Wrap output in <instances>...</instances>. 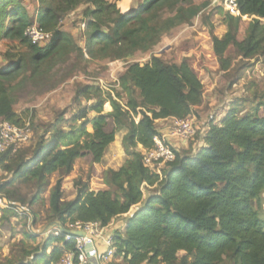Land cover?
<instances>
[{
	"label": "trees",
	"instance_id": "trees-1",
	"mask_svg": "<svg viewBox=\"0 0 264 264\" xmlns=\"http://www.w3.org/2000/svg\"><path fill=\"white\" fill-rule=\"evenodd\" d=\"M120 1L39 0L43 7L34 22L22 0H0V39L24 45L34 64L47 61L68 42V35L57 28L59 15L85 4L88 45L96 47L101 58H111L108 51L115 50L113 58L120 60L155 45L160 33L198 13L197 8H178L174 16L156 21V11L187 0H142L127 13L119 10ZM236 5L240 16L224 14L227 30L221 38L213 35L209 25L211 53L223 72L232 65L231 54L244 60L264 54V23L260 21L264 20V0H236ZM244 16L253 19L245 38L238 41ZM34 23L52 34L42 47L25 37ZM20 63L19 59L0 67V119L15 125L22 122L5 84L21 68ZM74 99L93 103L70 117L68 131L58 128L63 119H57L47 131L49 138L41 137L30 157H25L23 148L0 154V169L12 174L9 181L0 183L7 203H24L9 189L16 181L34 185L37 195L31 203L52 181L46 204L50 218L63 231L66 223L76 222H95L106 228L134 207L112 229L114 264H264V96L242 115L236 102L232 103L218 125H208L197 150L179 154L174 147V161L162 169L161 178L144 167L138 148L153 146L160 132L155 121L192 117L201 105L203 84L188 58L165 63L152 56L146 62L129 64L118 78L114 97L87 85L76 89ZM104 105L111 108L109 113H103ZM89 113L94 115L88 118ZM121 131L126 160L117 170H105L102 187L91 191V168L102 161ZM85 161L87 177L82 178L83 168H79L73 182L75 196L63 201L62 182ZM14 216L15 212L3 209L0 222L7 224ZM23 236L36 239L27 232ZM43 239L42 247L26 252L22 261L2 264H55L74 249V242L62 236Z\"/></svg>",
	"mask_w": 264,
	"mask_h": 264
},
{
	"label": "rangeland",
	"instance_id": "rangeland-1",
	"mask_svg": "<svg viewBox=\"0 0 264 264\" xmlns=\"http://www.w3.org/2000/svg\"><path fill=\"white\" fill-rule=\"evenodd\" d=\"M141 2L142 0H122L117 5L122 13H127L137 8ZM22 4L30 19L35 22L37 13L43 7L42 4L39 0H22ZM87 7L88 5L83 4L59 15L57 28L68 35V42L47 61L34 64L31 61L30 52L24 45L17 41L0 39V67L21 60V68L5 86L12 101L13 110L21 120V124L30 125L32 138L23 148L26 158L30 157L41 137L49 138L47 131L57 119H63L58 128L68 131L70 117L77 113L80 107H88L93 103L85 99L79 101L74 99L78 87L95 86L104 94L110 93L114 97L118 91V78L126 66L146 62L152 56L159 57L165 63L188 58L203 84V101L194 109V115L191 117L194 119L195 127L198 128L195 136L186 142L172 140L179 154L195 151L202 146L204 134L201 131L205 128L204 132H206L211 122L213 125H218L232 103L236 102V109L242 115L250 111L257 102L262 101L264 54L251 60H244L231 54L232 65L230 69L223 72L218 69L211 53L209 25H212V33L218 38H221L227 30L224 24V14L227 12L221 0H187L178 3L175 7L168 5L159 9L155 12L156 21L174 16L178 8L188 10L197 8L198 13L189 21L160 33L155 45L120 60L113 58L115 50L108 51L111 58H101L97 48L88 45V33L85 28L88 19L84 17ZM252 19L253 17H241L237 34L238 41L245 38L246 28ZM260 21L264 23V20ZM105 105L103 113H109L111 108L108 110ZM93 115L89 113L88 118ZM138 120L137 116L135 122ZM155 124L156 128L161 131L169 127L170 120L158 124L155 121ZM87 131L91 132L89 126ZM123 135L124 131L117 133L114 142L106 149L102 161L92 166L89 178L91 191H97L102 187L100 179L105 170H117L126 160L121 148ZM85 163L77 164L72 173L62 182L63 201H70L75 196L76 190L73 182L79 176V168H83L82 178L87 177L89 167L87 161ZM11 178V173L0 169V183L7 182ZM51 184L52 181H50V186L38 194L33 203L31 200L37 195L33 184L16 181L9 188L15 197L23 199L24 203H16L29 209L38 235L35 240L25 238L23 233H26V226L22 219L16 220L10 217L7 224L0 222V264L8 260L22 261L25 259L26 252L42 247L43 238L46 237L41 233L45 234L46 230L58 227L57 222L50 218L46 204ZM144 190L142 189L143 193H145ZM262 209L264 211V204ZM133 211L134 207L127 215L114 219L109 226L112 229L119 227L123 219ZM64 227L71 230L70 223H66ZM50 236L56 237L51 231L47 237ZM55 245L58 244L54 243ZM49 252L50 250L47 251ZM37 264H43V262L38 261ZM109 264H114V261L111 260Z\"/></svg>",
	"mask_w": 264,
	"mask_h": 264
},
{
	"label": "built area",
	"instance_id": "built-area-1",
	"mask_svg": "<svg viewBox=\"0 0 264 264\" xmlns=\"http://www.w3.org/2000/svg\"><path fill=\"white\" fill-rule=\"evenodd\" d=\"M227 13L233 16H240L236 0H221ZM25 37L32 45L44 46L50 41L52 34L46 32L35 23L29 26L25 31ZM194 119L191 117L185 119H170L169 127L165 132L162 130L159 135L153 139V146L150 149L139 147L142 155L143 165L149 171L157 174L161 178L162 169L169 163L174 161L173 139L186 142L193 138L196 134ZM205 128L201 131L205 133ZM32 138L30 125L24 123L15 125L8 121L0 119V154L6 151L12 153L26 147ZM3 209H8L16 213V220L25 221L26 232L31 235H38V231L34 228L32 215L27 207L19 204L7 203L0 194V213ZM71 230L66 231H82L84 236H74L65 233L63 229L57 226L53 229L46 230L47 233L42 236L47 237L50 231L54 236H62L64 241L74 242V249L62 254L59 261L55 264H109L112 260L115 250L113 247L112 235H107L106 228H101L95 222L70 224Z\"/></svg>",
	"mask_w": 264,
	"mask_h": 264
},
{
	"label": "water",
	"instance_id": "water-1",
	"mask_svg": "<svg viewBox=\"0 0 264 264\" xmlns=\"http://www.w3.org/2000/svg\"><path fill=\"white\" fill-rule=\"evenodd\" d=\"M59 229L62 230V228L60 226H58ZM65 233H69L71 235H74V236H84V232L82 231H64Z\"/></svg>",
	"mask_w": 264,
	"mask_h": 264
},
{
	"label": "crops",
	"instance_id": "crops-1",
	"mask_svg": "<svg viewBox=\"0 0 264 264\" xmlns=\"http://www.w3.org/2000/svg\"><path fill=\"white\" fill-rule=\"evenodd\" d=\"M168 120H170V119H168ZM168 120H159V121H157V124L163 123L164 121H168ZM164 129H166V128H164ZM162 131L165 132V130H162ZM106 233H107V235H112V228L110 226H108V228L106 229Z\"/></svg>",
	"mask_w": 264,
	"mask_h": 264
}]
</instances>
